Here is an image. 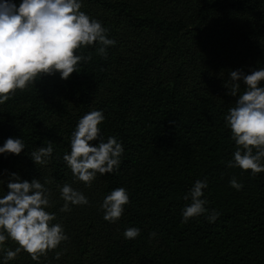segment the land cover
I'll list each match as a JSON object with an SVG mask.
<instances>
[{
    "label": "trees",
    "instance_id": "16d2710c",
    "mask_svg": "<svg viewBox=\"0 0 264 264\" xmlns=\"http://www.w3.org/2000/svg\"><path fill=\"white\" fill-rule=\"evenodd\" d=\"M79 2L116 41L107 57L97 46L82 47L76 54L92 59L81 62L79 72L67 80L59 72L44 75L0 104V147L10 137L25 144L20 155L0 154V198L10 173L29 182L49 180L53 206L46 210L69 240L39 261L22 250L8 264H264V172L252 176L227 166L236 146L225 116L237 97L224 86L230 71L264 68V0ZM93 110L105 116L98 125L104 141L115 137L124 152L119 169L97 174L86 187L63 156L70 154L80 118ZM48 140L53 154L36 165L30 154ZM204 159L210 165L201 173ZM233 177L240 190L231 187ZM197 180L207 181L202 198L209 212L220 213L215 222L206 214L182 222L191 203L184 196ZM65 183L89 204L61 212L58 186ZM119 187L129 203L110 223L100 205ZM131 227L140 235L125 239ZM18 246L11 238L4 245Z\"/></svg>",
    "mask_w": 264,
    "mask_h": 264
},
{
    "label": "clouds",
    "instance_id": "9594fccd",
    "mask_svg": "<svg viewBox=\"0 0 264 264\" xmlns=\"http://www.w3.org/2000/svg\"><path fill=\"white\" fill-rule=\"evenodd\" d=\"M79 0H22L17 5L12 0H0V104L11 99L17 89L26 90L29 85L44 75L59 72L67 80L78 71L81 62L92 59L91 53L85 56L77 50L82 47H96V53L107 57V48L116 41L108 38V29L96 19L81 11ZM264 68L245 74L242 70L229 72L225 87L228 95L237 97L235 106L229 108L225 116L226 126L231 130L235 142L233 159L227 162L230 168L239 167L251 175L264 172ZM241 82L245 85L241 93ZM105 119L102 111L93 110L80 118L71 135V151L63 160L70 168L75 180L91 187L97 174L104 175L119 169L124 148L115 137L105 142L98 127ZM98 141L93 145L90 142ZM25 149L21 138H8L0 147V154L20 155ZM53 142L48 140L46 147L32 151L30 157L36 165H45L53 154ZM0 182H4L0 180ZM39 179L21 180L16 173H10L7 193L0 198V250L4 252V264L13 260L23 250L31 259L39 261L48 251L56 249L68 241L61 224H52L54 213L46 209L53 206L51 190ZM231 187L240 190L243 186L233 177ZM207 181L197 180L189 193L184 196L191 203L183 211V223L190 218L207 215L208 221L215 222L220 213L205 207L202 189ZM64 201L61 212L71 211L70 205H88L89 200L69 183L58 186ZM129 203V195L119 187L107 195L100 207L104 219L117 222ZM124 238L136 239L140 229L131 227L125 230ZM152 237L156 233L150 234ZM8 238L19 246L15 250L4 247ZM60 253L56 254L59 259Z\"/></svg>",
    "mask_w": 264,
    "mask_h": 264
},
{
    "label": "rangeland",
    "instance_id": "374dc122",
    "mask_svg": "<svg viewBox=\"0 0 264 264\" xmlns=\"http://www.w3.org/2000/svg\"><path fill=\"white\" fill-rule=\"evenodd\" d=\"M209 165L210 162L207 159L202 160L201 169H200L201 173L204 172L206 169H208Z\"/></svg>",
    "mask_w": 264,
    "mask_h": 264
}]
</instances>
